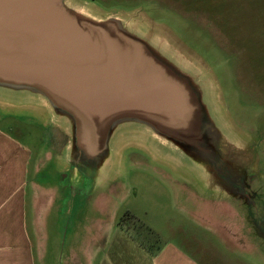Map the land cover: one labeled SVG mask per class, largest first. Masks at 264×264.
I'll use <instances>...</instances> for the list:
<instances>
[{
  "label": "rangeland",
  "instance_id": "obj_1",
  "mask_svg": "<svg viewBox=\"0 0 264 264\" xmlns=\"http://www.w3.org/2000/svg\"><path fill=\"white\" fill-rule=\"evenodd\" d=\"M79 1L101 17L139 12L147 30L198 56L224 116L256 156L235 196L212 195L138 151L127 152L117 172L104 169L109 185L93 188L56 165L65 137L45 110L0 109V129L33 154L34 179L38 167V237L54 246L55 264H153L131 234L154 246L170 243L204 264H264V0ZM54 133L64 137L57 151Z\"/></svg>",
  "mask_w": 264,
  "mask_h": 264
},
{
  "label": "water",
  "instance_id": "obj_2",
  "mask_svg": "<svg viewBox=\"0 0 264 264\" xmlns=\"http://www.w3.org/2000/svg\"><path fill=\"white\" fill-rule=\"evenodd\" d=\"M146 23L79 0H0V109L45 110L65 137L56 165L93 188L138 151L235 196L255 152L224 116L207 65Z\"/></svg>",
  "mask_w": 264,
  "mask_h": 264
},
{
  "label": "crops",
  "instance_id": "obj_3",
  "mask_svg": "<svg viewBox=\"0 0 264 264\" xmlns=\"http://www.w3.org/2000/svg\"><path fill=\"white\" fill-rule=\"evenodd\" d=\"M32 159L30 148L0 129V264H55L54 246L38 237V167L35 165L34 179L30 170ZM131 235L153 264H204L170 243L154 246Z\"/></svg>",
  "mask_w": 264,
  "mask_h": 264
},
{
  "label": "flooded vegetation",
  "instance_id": "obj_4",
  "mask_svg": "<svg viewBox=\"0 0 264 264\" xmlns=\"http://www.w3.org/2000/svg\"><path fill=\"white\" fill-rule=\"evenodd\" d=\"M63 140H64V137L63 136H61V137L57 136L55 138V133L53 134V141H54V144L56 145V151H57V148L62 145ZM58 151H59V149H58ZM88 182H89V180H88ZM88 189H89V186H88ZM118 226H119V228L122 227V228H125L126 229V227H125V225L123 223H119Z\"/></svg>",
  "mask_w": 264,
  "mask_h": 264
}]
</instances>
